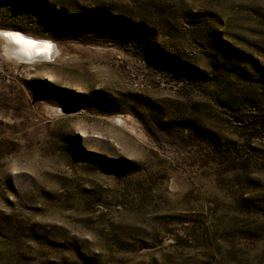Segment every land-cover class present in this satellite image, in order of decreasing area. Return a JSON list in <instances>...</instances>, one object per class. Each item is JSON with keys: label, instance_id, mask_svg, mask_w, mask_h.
Returning <instances> with one entry per match:
<instances>
[{"label": "rangeland", "instance_id": "374dc122", "mask_svg": "<svg viewBox=\"0 0 264 264\" xmlns=\"http://www.w3.org/2000/svg\"><path fill=\"white\" fill-rule=\"evenodd\" d=\"M3 30L57 53L0 43V264H264V0H0Z\"/></svg>", "mask_w": 264, "mask_h": 264}, {"label": "bare ground", "instance_id": "6f19581e", "mask_svg": "<svg viewBox=\"0 0 264 264\" xmlns=\"http://www.w3.org/2000/svg\"><path fill=\"white\" fill-rule=\"evenodd\" d=\"M3 31H5V30H3ZM10 31L20 32V33L24 34L23 36H25V37L28 36L25 33H23L22 31H18V30H10ZM28 37H32V36H28ZM33 38H35V37H33ZM1 39H2L3 43L6 44L5 47L3 48L4 55L10 57L13 60L19 61V62H31L32 60H30L31 59L30 57L42 58L41 60H43V61H49V60H52L56 57L57 47H55V48L51 47L49 49H45L43 47V44L41 43V44H37L35 47L28 48L27 50H25L24 48H22L18 44H15V46H14V44H10L12 42L5 39V38H1ZM41 40H43V39H41ZM10 52H12V53H10ZM119 122L122 123L121 120Z\"/></svg>", "mask_w": 264, "mask_h": 264}, {"label": "snow or ice", "instance_id": "6c2138e0", "mask_svg": "<svg viewBox=\"0 0 264 264\" xmlns=\"http://www.w3.org/2000/svg\"><path fill=\"white\" fill-rule=\"evenodd\" d=\"M0 36L5 37L6 39H10L12 40L14 43L20 45L22 48H24L25 50H27L28 48H32L35 47L37 44H43V47L45 49H49L52 46L47 43V42H38V41H34L31 40L29 38H26L22 35H20L19 33H9V32H3L0 33Z\"/></svg>", "mask_w": 264, "mask_h": 264}, {"label": "water", "instance_id": "95a60500", "mask_svg": "<svg viewBox=\"0 0 264 264\" xmlns=\"http://www.w3.org/2000/svg\"><path fill=\"white\" fill-rule=\"evenodd\" d=\"M4 31H0V33H3ZM5 32H9V33H18V32H16V31H10V30H5ZM20 35H24V34H20ZM25 37V36H24ZM0 38H5V37H3V36H0ZM26 38H29V39H31V40H34V41H38V42H47V43H49L53 48H55L56 46H55V44L52 42V41H50V40H39V39H37V38H32V37H26ZM6 39V38H5ZM7 40H9V41H11L12 43H10V44H14V46H15V44L16 43H14L12 40H10V39H7ZM10 53H12V52H10ZM42 54V53H41ZM31 59L30 60H32V62H35V61H43V60H41L42 58H38V57H35V58H33V57H30ZM59 110H60V112L61 113H63V114H68V113H70L71 112V110H69V109H67V108H59Z\"/></svg>", "mask_w": 264, "mask_h": 264}, {"label": "flooded vegetation", "instance_id": "af4514ba", "mask_svg": "<svg viewBox=\"0 0 264 264\" xmlns=\"http://www.w3.org/2000/svg\"><path fill=\"white\" fill-rule=\"evenodd\" d=\"M0 43H1V46H2V49H3V47H5V43H3V41H2V39L0 40ZM2 52H4V50H2Z\"/></svg>", "mask_w": 264, "mask_h": 264}, {"label": "built area", "instance_id": "2783aa9c", "mask_svg": "<svg viewBox=\"0 0 264 264\" xmlns=\"http://www.w3.org/2000/svg\"><path fill=\"white\" fill-rule=\"evenodd\" d=\"M69 110H70V109H69ZM57 111H58V114H63V113L60 112L59 108H57Z\"/></svg>", "mask_w": 264, "mask_h": 264}]
</instances>
